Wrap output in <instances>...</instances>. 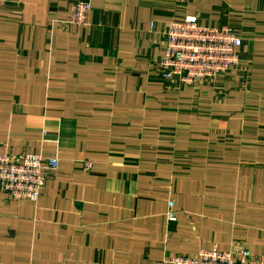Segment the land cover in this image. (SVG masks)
<instances>
[{"label":"crops","instance_id":"1","mask_svg":"<svg viewBox=\"0 0 264 264\" xmlns=\"http://www.w3.org/2000/svg\"><path fill=\"white\" fill-rule=\"evenodd\" d=\"M77 1L0 0V151L59 159L38 202L0 191V264L264 257V0H90L85 25ZM189 16L241 36L242 64L162 78Z\"/></svg>","mask_w":264,"mask_h":264},{"label":"built area","instance_id":"2","mask_svg":"<svg viewBox=\"0 0 264 264\" xmlns=\"http://www.w3.org/2000/svg\"><path fill=\"white\" fill-rule=\"evenodd\" d=\"M92 8L90 0L77 1L70 23L85 25ZM242 46V37L230 27L203 26L198 17L189 16L170 24L159 72L162 78L185 85L214 79L242 64L239 50ZM44 165L57 169L59 159L37 154L18 159L7 146L3 147L0 151V191L17 201L38 202L46 182ZM93 167L92 161L84 162L85 170ZM173 207L174 202H171L168 217L176 221ZM164 264H264V257H254L249 249L233 253L214 248L194 255L175 254Z\"/></svg>","mask_w":264,"mask_h":264}]
</instances>
